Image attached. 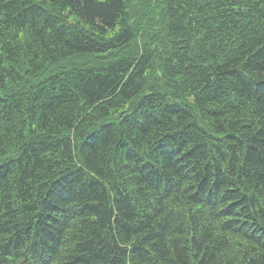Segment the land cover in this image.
Here are the masks:
<instances>
[{"label": "trees", "instance_id": "obj_1", "mask_svg": "<svg viewBox=\"0 0 264 264\" xmlns=\"http://www.w3.org/2000/svg\"><path fill=\"white\" fill-rule=\"evenodd\" d=\"M0 264H264V0H0Z\"/></svg>", "mask_w": 264, "mask_h": 264}]
</instances>
